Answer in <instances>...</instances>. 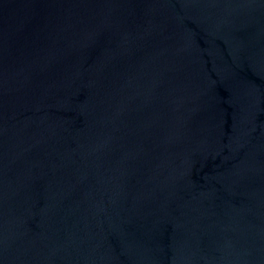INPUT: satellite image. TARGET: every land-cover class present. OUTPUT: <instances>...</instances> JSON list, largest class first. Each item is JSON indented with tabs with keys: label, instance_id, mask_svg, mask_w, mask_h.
<instances>
[{
	"label": "water",
	"instance_id": "water-1",
	"mask_svg": "<svg viewBox=\"0 0 264 264\" xmlns=\"http://www.w3.org/2000/svg\"><path fill=\"white\" fill-rule=\"evenodd\" d=\"M0 264H264V0H0Z\"/></svg>",
	"mask_w": 264,
	"mask_h": 264
}]
</instances>
